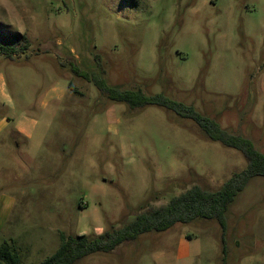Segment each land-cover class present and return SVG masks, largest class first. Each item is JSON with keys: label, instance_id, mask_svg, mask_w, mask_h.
<instances>
[{"label": "rangeland", "instance_id": "rangeland-1", "mask_svg": "<svg viewBox=\"0 0 264 264\" xmlns=\"http://www.w3.org/2000/svg\"><path fill=\"white\" fill-rule=\"evenodd\" d=\"M97 80L192 105L264 155V0H0V244L20 264H41L59 234L120 228L142 207L216 190L246 168L192 121L133 112ZM225 247L226 264H264L263 177L229 206ZM220 256L219 226L198 219L75 264Z\"/></svg>", "mask_w": 264, "mask_h": 264}, {"label": "trees", "instance_id": "trees-1", "mask_svg": "<svg viewBox=\"0 0 264 264\" xmlns=\"http://www.w3.org/2000/svg\"><path fill=\"white\" fill-rule=\"evenodd\" d=\"M99 70L104 73L101 68ZM74 72L77 73V70ZM94 82L102 96L112 102L125 104L133 112L153 106L162 108L180 119L192 121L205 139L240 152L246 161V168L233 174L216 190L193 186L171 198L164 206L142 207L131 222L120 228L112 226L99 235L68 237L59 234L58 249L41 264H75L92 254L109 253L122 243L135 240L141 234L165 232L176 224L187 225L198 219L214 221L219 226L221 256L218 264H226V212L250 179L264 178V155L250 140L223 129L215 119L202 114L192 105L168 98L164 93L147 95L141 88L121 89L110 87L104 81ZM71 88V83H68V89ZM0 264H20L15 248L6 241L0 244Z\"/></svg>", "mask_w": 264, "mask_h": 264}]
</instances>
